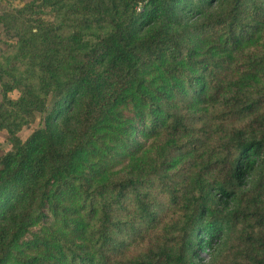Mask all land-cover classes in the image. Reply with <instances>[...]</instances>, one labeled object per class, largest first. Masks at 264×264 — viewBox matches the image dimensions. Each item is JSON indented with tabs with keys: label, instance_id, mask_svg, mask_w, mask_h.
I'll return each mask as SVG.
<instances>
[{
	"label": "trees",
	"instance_id": "obj_1",
	"mask_svg": "<svg viewBox=\"0 0 264 264\" xmlns=\"http://www.w3.org/2000/svg\"><path fill=\"white\" fill-rule=\"evenodd\" d=\"M36 5L0 17L23 65L0 66V264H202L248 220L237 264H264V0Z\"/></svg>",
	"mask_w": 264,
	"mask_h": 264
},
{
	"label": "rangeland",
	"instance_id": "obj_2",
	"mask_svg": "<svg viewBox=\"0 0 264 264\" xmlns=\"http://www.w3.org/2000/svg\"><path fill=\"white\" fill-rule=\"evenodd\" d=\"M35 1L37 5L35 6V11L32 13V16L35 18H44L45 20L55 21V11L52 10L51 7L46 8L42 5L38 6L39 3H42V0H0V17L11 13L14 8L22 7L25 4ZM17 38L14 29L10 28L4 22L0 21V66L4 68H8L9 66L14 65L15 63L18 64L19 68L22 69L23 65L19 62L13 60L14 54L16 52L17 46ZM11 60V61H10ZM7 81L10 80L8 76H5ZM5 80V81H6ZM0 80V103L3 101V86ZM22 94L20 89H14L8 93L9 97L17 100ZM50 104V102H49ZM44 114L37 113L34 120L29 124L25 125L21 128L18 132V135L23 139L26 140L37 128L40 127L42 124ZM11 149V144L9 141V132L6 129L0 128V155L6 153L8 150ZM251 194H254L255 191H250ZM249 192H247L248 196H253ZM264 198V196H262ZM169 208L164 211L163 218L164 222H161L162 229L165 230V234L168 240H175L176 235L178 234L179 229L182 227V221L184 220V216L180 209ZM250 220L245 221L244 223H239L236 226V231L233 234V238L231 239L230 243L226 245L228 247L229 252H225L223 255L216 257V253H213L212 249H205L201 250L199 255L201 258L202 264H215V260L222 262L220 264H237L236 259L239 258L238 248L235 249V245L240 243L243 245V242H240V235L242 230L245 227L250 226ZM145 236L142 239V242L134 241L133 244H128V250L126 251V262L130 261L132 256L136 253L143 252L146 250L147 246L154 245L157 242V231L153 228H148L145 232ZM167 241V240H166ZM130 243V242H127ZM216 244H213V247ZM224 248V243L221 246V249L217 252V254L221 253ZM146 254V253H145ZM143 254V255H145ZM215 258V259H214ZM142 259V258H141ZM244 261V260H243Z\"/></svg>",
	"mask_w": 264,
	"mask_h": 264
}]
</instances>
